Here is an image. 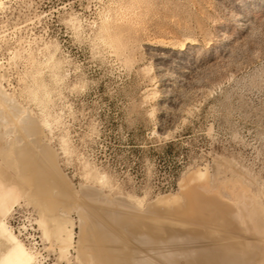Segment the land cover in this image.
<instances>
[{
    "label": "rangeland",
    "instance_id": "1",
    "mask_svg": "<svg viewBox=\"0 0 264 264\" xmlns=\"http://www.w3.org/2000/svg\"><path fill=\"white\" fill-rule=\"evenodd\" d=\"M0 85V264H264V0H0Z\"/></svg>",
    "mask_w": 264,
    "mask_h": 264
},
{
    "label": "bare ground",
    "instance_id": "2",
    "mask_svg": "<svg viewBox=\"0 0 264 264\" xmlns=\"http://www.w3.org/2000/svg\"><path fill=\"white\" fill-rule=\"evenodd\" d=\"M2 88L3 87L0 85V95L3 94L2 97L0 96V105H3V104L5 105V100H7V97L5 100H4V97L5 95L7 96V93H5V91ZM1 166H7V167H12L13 169H19L23 167L24 164L18 158L17 159L12 158L8 162L5 161L2 164H0V167ZM17 175L19 174L17 173L16 176ZM16 178L20 180L19 176H17ZM29 197L30 198L28 199V202L33 204L37 209V224L39 225V228L41 229L42 236L45 239H47V241L51 239L55 242L54 244L57 243L56 246L59 248L60 251H64L69 246H72L73 237H74V231H73L74 225L72 221L70 220V217L67 216L66 218V215H67L66 212H59L58 210L57 211L54 210L52 206L44 204L42 200H40L36 196L30 195ZM0 221L2 220L0 219ZM263 222H264V218H263ZM261 230L263 231L262 232L263 234L264 233L263 226Z\"/></svg>",
    "mask_w": 264,
    "mask_h": 264
}]
</instances>
